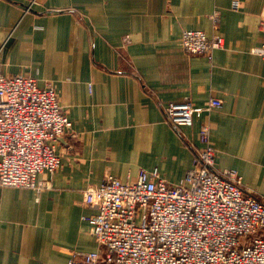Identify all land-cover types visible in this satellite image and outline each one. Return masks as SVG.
<instances>
[{
    "label": "crops",
    "instance_id": "obj_1",
    "mask_svg": "<svg viewBox=\"0 0 264 264\" xmlns=\"http://www.w3.org/2000/svg\"><path fill=\"white\" fill-rule=\"evenodd\" d=\"M186 29L219 34L210 59L184 50ZM264 0H0V71L53 85L72 128L41 188L0 187V264H68L105 249L85 190L109 174L157 169L178 185L211 131L216 166L264 197ZM222 106L177 127L172 101ZM44 184V186H43ZM102 264H108L105 258Z\"/></svg>",
    "mask_w": 264,
    "mask_h": 264
},
{
    "label": "built area",
    "instance_id": "obj_2",
    "mask_svg": "<svg viewBox=\"0 0 264 264\" xmlns=\"http://www.w3.org/2000/svg\"><path fill=\"white\" fill-rule=\"evenodd\" d=\"M184 50L210 59L224 47L219 34L186 29ZM254 52L264 57V41ZM211 98L203 106L172 101L166 107L177 127L194 124L195 115L222 106ZM72 128L53 85L34 77L0 71V187L41 188L39 176L62 165L58 144ZM203 146L185 181L174 185L157 169H142L137 180L109 174L85 190L97 213L86 216L106 250L73 254L68 264H264V197L246 191L235 169L216 166L208 125ZM44 186V184H43Z\"/></svg>",
    "mask_w": 264,
    "mask_h": 264
},
{
    "label": "rangeland",
    "instance_id": "obj_3",
    "mask_svg": "<svg viewBox=\"0 0 264 264\" xmlns=\"http://www.w3.org/2000/svg\"><path fill=\"white\" fill-rule=\"evenodd\" d=\"M108 264H111V262H109Z\"/></svg>",
    "mask_w": 264,
    "mask_h": 264
}]
</instances>
